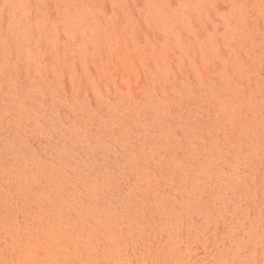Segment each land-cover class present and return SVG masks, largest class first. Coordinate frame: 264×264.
I'll use <instances>...</instances> for the list:
<instances>
[{
    "label": "rangeland",
    "instance_id": "1",
    "mask_svg": "<svg viewBox=\"0 0 264 264\" xmlns=\"http://www.w3.org/2000/svg\"><path fill=\"white\" fill-rule=\"evenodd\" d=\"M0 264H264V0H0Z\"/></svg>",
    "mask_w": 264,
    "mask_h": 264
}]
</instances>
